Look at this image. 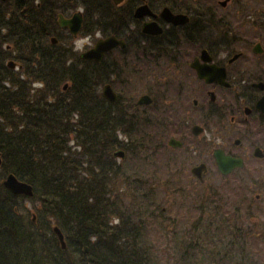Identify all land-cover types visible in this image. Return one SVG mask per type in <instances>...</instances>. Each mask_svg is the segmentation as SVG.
<instances>
[{"label":"trees","instance_id":"trees-1","mask_svg":"<svg viewBox=\"0 0 264 264\" xmlns=\"http://www.w3.org/2000/svg\"><path fill=\"white\" fill-rule=\"evenodd\" d=\"M98 2L87 6L97 25ZM41 7L24 18L0 11V264H167L154 245L157 230L173 245L172 264H264L257 225L246 226L259 201L175 184L174 170L154 160L164 149L163 119L133 109L140 85L120 80L118 100H104L100 87L111 80L103 64L50 50L56 11ZM103 10L102 28L85 33L114 34L125 38V51L149 53L144 36L136 44L127 38L109 0ZM10 59L18 70L8 67ZM117 113L127 134L121 140ZM8 174L30 184L33 195L11 193L2 184ZM161 192L173 198L180 192L182 201L191 194L194 203L170 220L157 202Z\"/></svg>","mask_w":264,"mask_h":264},{"label":"flooded vegetation","instance_id":"flooded-vegetation-1","mask_svg":"<svg viewBox=\"0 0 264 264\" xmlns=\"http://www.w3.org/2000/svg\"><path fill=\"white\" fill-rule=\"evenodd\" d=\"M109 2L122 15L130 31L127 38L136 44L138 36H144L141 43H147L145 51H149L140 55V49L131 48L129 53L125 51L123 38L125 47L117 46L104 54L99 62L111 80L103 85L109 83L117 95L112 102L120 97V80H128L134 87L144 83V90L147 85L151 105H138L136 99L133 109L163 119V150L187 152L190 166L186 171L199 183L205 181L211 164L218 171L216 150L241 160L242 165L234 167L226 178L241 171L250 174L258 170L264 175V0ZM42 3L56 11L55 22L50 25L55 39L49 38L50 50L65 58H83L87 47L77 49L74 40L88 36L86 30L102 28L105 0L98 2L102 15L98 25L87 11L89 0H0V11L18 12L24 18L28 11L41 10ZM140 5H147L151 14L135 17ZM163 9H168L171 15H180L179 22H171L169 14L162 17ZM76 12L81 13L82 21L78 33L73 35L68 27L59 24V15L70 19ZM152 21L162 28L161 33L142 32V26ZM153 86L157 91H152ZM117 114L118 117L113 115L117 124L119 120L125 122ZM130 114L134 116L135 112ZM194 126L198 127V133L193 131ZM116 136L120 140L127 137L121 125ZM172 138L180 145H169ZM169 158L174 162L180 160ZM185 158L184 153L180 165L188 168ZM201 164L205 165L202 181L192 175V169Z\"/></svg>","mask_w":264,"mask_h":264},{"label":"rangeland","instance_id":"rangeland-1","mask_svg":"<svg viewBox=\"0 0 264 264\" xmlns=\"http://www.w3.org/2000/svg\"><path fill=\"white\" fill-rule=\"evenodd\" d=\"M97 33H99L100 35L97 36ZM88 36L95 42L99 37L102 36V34L100 31H96V32L90 33ZM81 37L83 36H80L78 39H80ZM78 39L74 40L75 44ZM85 46L88 48L87 45ZM129 53H130V50H129ZM138 54L140 55L143 54L142 49L138 50ZM158 54H161V52H159ZM146 64H147V61H146ZM154 88L155 86L152 87V89ZM152 91H157V88ZM139 94L140 93H137L135 98H137ZM184 153L186 155V158H185V161H186L189 158L187 157V154H186L187 152H185L184 150H175L174 152L166 151V150L159 151L154 157V160H157L159 164L164 165L167 170H172V169L174 170V173L172 175V180L174 181L175 184L181 183V185L185 186L186 190H190V189H187V187L191 188V186H194L196 184L197 188L201 189V186L198 185V182H197L198 180L194 179V177L190 175V172H187L190 166L188 164V161H186V164H188L187 165L188 168H186L185 164L180 165L182 156L184 157ZM169 157H179L180 160L178 162L177 160L176 162H174ZM198 157L200 158V156ZM194 161H196V159ZM247 172L248 171H241L237 175L223 178L220 176V174L216 171L214 166L211 164L209 171L207 172L205 176V184L207 187L210 188L211 191L212 189L217 187L222 192L221 193L222 196H225L226 193H228L230 196H233L238 192L244 193L248 198H251V197L257 198L259 196L260 199H257L259 201V204H257V209L254 207V209H256L254 210V215L252 216L250 220L248 221L246 220L247 221L246 226L248 225L252 226L253 224L257 225L256 227L257 246L263 247L264 246L263 241L258 238L260 236L264 238V235H262L263 230H264V211H263L264 209V175H262L258 170L252 171V173L250 174H248ZM237 178H241L244 182L242 183V181H240L241 184H239ZM242 184H245L243 190H240L241 188L240 189L235 188L234 189L236 191L235 193L233 192V190L226 191V189L229 187L231 188V186L240 187ZM225 186L226 188H224ZM198 189H195V191ZM166 193H170L169 190ZM179 195H180V192L177 193V197L173 198L171 194H164L163 192L157 193V202L159 203V205L161 202L160 206L163 207L165 214L167 215V218H170V220L174 219L177 214L179 215L178 217H180V213L184 215L183 211L186 210V208L191 207L192 204L194 203V200L191 194H188L189 198L183 201L181 200V196ZM24 204L26 208L28 209L32 208V203L30 201L25 200ZM158 229L162 230L163 228L158 227ZM155 236L153 237L154 238L153 240L155 243L154 245L156 246V250L160 258L163 259V263L167 261V264H172V260H169L170 256L168 253L171 254L172 251H174L173 245L172 244L169 245L167 243V239L164 238L163 233H160V230H157V234H155Z\"/></svg>","mask_w":264,"mask_h":264},{"label":"water","instance_id":"water-1","mask_svg":"<svg viewBox=\"0 0 264 264\" xmlns=\"http://www.w3.org/2000/svg\"><path fill=\"white\" fill-rule=\"evenodd\" d=\"M113 1L115 4H119L123 0H113ZM150 14H151V11L149 10L147 5H140L135 11V17H142V16L150 15ZM168 14H169L168 9H163L161 12V16L164 18H166ZM169 18L171 22H173L174 24H177L179 22L180 15H171L170 13ZM81 21H82V18H81L80 12H76L75 14H73V16L70 19H64L61 15L59 18V24L61 26L68 27V29L73 35H76L78 33L81 27ZM142 31L147 34L155 35V34L161 33L162 28L156 22L152 21V22L145 23L142 28ZM53 41H54V38H53ZM116 46L125 47L124 40L119 39L114 35H109L104 38H99L95 42V46L92 47L91 50L85 51L82 54V57L88 60L99 61L100 59H102V57L107 51L111 50L112 48ZM8 65L11 68L15 67V63L13 61H9ZM101 95L103 98L109 101H113L116 98V93L113 91L110 84H106L103 86ZM150 102H151V98L147 94L142 95L138 99V104H149ZM197 128H198L197 126L193 127V131H195V133H198ZM168 143L171 146L180 145V142H178L177 140L173 138L170 139ZM115 155L123 157L124 153L122 151H118L116 152ZM214 156L217 162L218 169L222 174H228L231 172V170L234 167L236 166L240 167L242 165L240 159L224 155L222 151L220 150H216L214 153ZM0 163H1V159H0ZM204 171H205L204 164H201L192 169V172L200 179H202V173ZM2 183L11 193L15 195H23L26 197H31L33 195L32 186L28 184L27 182L19 180L13 174H8ZM54 232L58 236L62 247H64L65 243L63 240V235L60 232L59 228L54 227Z\"/></svg>","mask_w":264,"mask_h":264},{"label":"clouds","instance_id":"clouds-1","mask_svg":"<svg viewBox=\"0 0 264 264\" xmlns=\"http://www.w3.org/2000/svg\"><path fill=\"white\" fill-rule=\"evenodd\" d=\"M99 35L100 34L97 33V36H99ZM85 45L88 46L87 50H91L92 47L95 46V42L89 36H83L76 41V48L77 49L83 50V49H85Z\"/></svg>","mask_w":264,"mask_h":264}]
</instances>
